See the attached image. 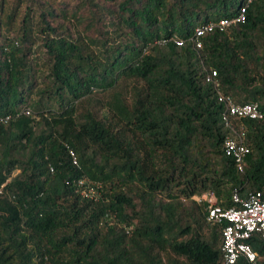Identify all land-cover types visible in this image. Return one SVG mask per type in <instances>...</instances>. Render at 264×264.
I'll use <instances>...</instances> for the list:
<instances>
[{"label":"trees","instance_id":"obj_1","mask_svg":"<svg viewBox=\"0 0 264 264\" xmlns=\"http://www.w3.org/2000/svg\"><path fill=\"white\" fill-rule=\"evenodd\" d=\"M243 4L0 0V264H222L220 225L193 196L264 200V121L230 120L249 148L239 171L218 99L264 112V0L193 37ZM248 243L264 264V241Z\"/></svg>","mask_w":264,"mask_h":264},{"label":"built area","instance_id":"obj_2","mask_svg":"<svg viewBox=\"0 0 264 264\" xmlns=\"http://www.w3.org/2000/svg\"><path fill=\"white\" fill-rule=\"evenodd\" d=\"M252 1L245 0V4L230 18L223 17L217 21H208L197 26L193 37L195 46H201L200 37L206 32L216 29L223 31L230 25L243 23L246 8ZM176 42L181 44L179 39H176ZM215 75L216 72L212 71L208 79ZM214 84L215 87L219 85L216 81ZM218 99L224 104L222 117L229 128V132L223 140L222 148L226 155L232 157L236 168L242 171L249 148L243 142L242 133L230 123V120L246 118L264 121V112L257 102L236 103L231 96L221 92H218ZM24 112L28 114L29 110ZM71 155L73 161L76 162L73 152ZM75 189L86 199L92 201L100 199L101 187L98 182L88 180L85 177L78 178L75 181ZM193 199L205 206L208 221L220 225L221 263L236 264L242 259L246 264H258V254L248 243V239L256 234L264 241V200L260 192H249L247 196L241 197L234 191L232 194L234 204L230 207L218 205L214 192L210 190L193 196ZM123 228L126 233H130L133 230V224L124 225Z\"/></svg>","mask_w":264,"mask_h":264}]
</instances>
